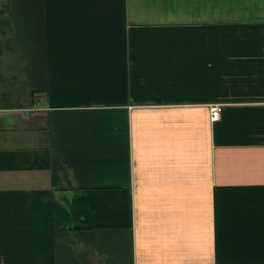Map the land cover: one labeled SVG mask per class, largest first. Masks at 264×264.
I'll use <instances>...</instances> for the list:
<instances>
[{"label": "crops", "instance_id": "0c3cea01", "mask_svg": "<svg viewBox=\"0 0 264 264\" xmlns=\"http://www.w3.org/2000/svg\"><path fill=\"white\" fill-rule=\"evenodd\" d=\"M0 264H264V0H0Z\"/></svg>", "mask_w": 264, "mask_h": 264}, {"label": "built area", "instance_id": "2783aa9c", "mask_svg": "<svg viewBox=\"0 0 264 264\" xmlns=\"http://www.w3.org/2000/svg\"><path fill=\"white\" fill-rule=\"evenodd\" d=\"M212 119L213 121H218L221 116V107L220 106H214L212 108Z\"/></svg>", "mask_w": 264, "mask_h": 264}]
</instances>
